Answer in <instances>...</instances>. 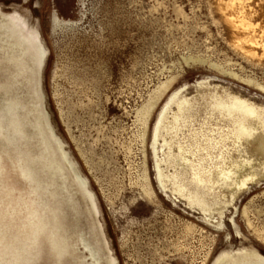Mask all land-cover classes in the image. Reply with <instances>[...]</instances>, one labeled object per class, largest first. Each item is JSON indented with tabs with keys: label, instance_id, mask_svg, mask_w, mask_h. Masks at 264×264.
Returning a JSON list of instances; mask_svg holds the SVG:
<instances>
[{
	"label": "rangeland",
	"instance_id": "374dc122",
	"mask_svg": "<svg viewBox=\"0 0 264 264\" xmlns=\"http://www.w3.org/2000/svg\"><path fill=\"white\" fill-rule=\"evenodd\" d=\"M0 110V264H264V0H0Z\"/></svg>",
	"mask_w": 264,
	"mask_h": 264
},
{
	"label": "bare ground",
	"instance_id": "6f19581e",
	"mask_svg": "<svg viewBox=\"0 0 264 264\" xmlns=\"http://www.w3.org/2000/svg\"><path fill=\"white\" fill-rule=\"evenodd\" d=\"M10 21H11V18H10ZM12 26H13V28H14V30H16L15 32L13 31V33H12V36H11V38L9 39V40H11V42L10 43H12V47L14 48L13 50H16V52H18L19 54H20V57L21 56H23L24 54H27V55H29L31 58H32V60H39V63H40V65H41V60L42 59H45L46 58V52H44V53H42V55H41V52H40V45H41V42L40 43H37L36 41H35V38L34 37H32L31 35H28V36H25L24 34H22V32L24 31L23 29V27H22V25L21 26H19V24L15 21H12ZM24 27H26L25 25H24ZM8 40V41H9ZM9 43V44H10ZM8 45V44H7ZM9 46V45H8ZM5 47H6V45H5ZM43 48V47H42ZM11 49V48H10ZM13 50H12V52H13ZM12 54V53H11ZM14 54V53H13ZM15 55V54H14ZM18 56V55H17ZM19 57V56H18ZM11 58V57H10ZM21 59V58H20ZM9 60V59H8ZM7 60V61H8ZM19 60V59H18ZM43 63V62H42ZM22 64V63H21ZM22 66H24V65H22ZM23 69V68H22ZM25 69V68H24ZM18 72H19V68H18ZM21 72V71H20ZM10 80V79H9ZM6 83V82H5ZM15 84V83H14ZM9 105L10 106H13L14 105V102H10L9 103ZM7 106V108L9 109V107H8V105H6ZM15 108H14V106H13V110H14ZM1 111V110H0ZM13 112V111H12ZM0 113H2V112H0ZM6 113V112H5ZM11 113V112H10ZM13 114V116L16 118V116L14 115V113H12ZM11 114V115H12ZM163 118H161V121H163L162 120ZM160 122V121H159ZM161 123V122H160ZM156 125V124H155ZM159 125V124H158ZM157 125V126H158ZM218 128V127H217ZM157 129H158V127H157ZM221 129V128H220ZM223 129V128H222ZM230 129V128H229ZM156 130V129H155ZM231 130V129H230ZM230 130H228V131H230ZM221 131V130H220ZM224 131V130H223ZM227 131V130H226ZM233 133H234V136H236L237 138H240L241 137V135L239 134V132L237 131V130H235V128L233 129V131H232ZM158 133V132H157ZM195 133V132H194ZM230 133V132H229ZM229 133H227V134H229ZM193 134V133H192ZM226 134V133H225ZM224 134V135H225ZM231 135V134H230ZM154 136H156L155 134H154ZM197 136V135H196ZM208 136V135H207ZM220 136H221V134H220ZM219 136V137H220ZM235 137V138H236ZM198 138H196V140H197ZM210 139V138H209ZM212 139V138H211ZM220 139V138H219ZM215 140V139H214ZM198 141V140H197ZM210 141H213V140H210ZM221 141V140H220ZM205 142H207V140H205ZM200 143H201V141H200ZM209 143V142H208ZM208 143L206 144L207 146H208ZM215 144V143H214ZM200 145V144H199ZM211 146H212V144H210ZM206 146V147H207ZM199 147V146H198ZM203 147V146H202ZM205 147V148H206ZM183 150V149H182ZM203 151V150H202ZM209 151V150H208ZM206 153V152H205ZM196 160V159H195ZM201 165V164H200ZM193 168H195V167H193ZM196 169V168H195ZM194 170V169H193ZM197 171V170H196ZM194 172V171H193ZM157 174H158V182H159V184H160V186H163L162 184V181L159 179V177H160V172H159V168H157ZM162 175V174H161ZM196 177V181H198V182H200V183H202V182H205V179H203L202 177H201V175L199 174V171H197L195 174H194V178ZM82 183V182H81ZM82 186H84V183H83V185ZM87 188V187H86ZM83 189V188H82ZM0 190H1V187H0ZM84 191V193H86V195L87 196H89V198H90V200L92 199V197H91V195H89V193L85 190V189H83ZM97 209V208H96ZM62 250V249H61ZM108 251H109V249H108ZM60 252V251H59ZM111 258V257H110ZM219 259L220 258H218L217 259V261H216V263L215 264H217L218 263V261H219ZM113 262V261H112ZM110 264V263H109ZM112 264H114V263H112Z\"/></svg>",
	"mask_w": 264,
	"mask_h": 264
},
{
	"label": "water",
	"instance_id": "95a60500",
	"mask_svg": "<svg viewBox=\"0 0 264 264\" xmlns=\"http://www.w3.org/2000/svg\"><path fill=\"white\" fill-rule=\"evenodd\" d=\"M42 61H43V59L41 60V65H42Z\"/></svg>",
	"mask_w": 264,
	"mask_h": 264
}]
</instances>
